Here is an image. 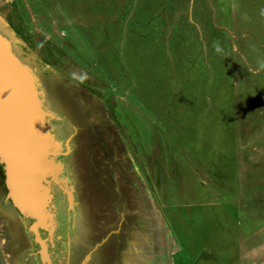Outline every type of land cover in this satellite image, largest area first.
<instances>
[{
  "label": "rangeland",
  "instance_id": "1",
  "mask_svg": "<svg viewBox=\"0 0 264 264\" xmlns=\"http://www.w3.org/2000/svg\"><path fill=\"white\" fill-rule=\"evenodd\" d=\"M7 26L71 151L52 264H264V0H0ZM1 185L0 264H49Z\"/></svg>",
  "mask_w": 264,
  "mask_h": 264
},
{
  "label": "water",
  "instance_id": "2",
  "mask_svg": "<svg viewBox=\"0 0 264 264\" xmlns=\"http://www.w3.org/2000/svg\"><path fill=\"white\" fill-rule=\"evenodd\" d=\"M44 95V85L38 70L16 54L11 36L0 30V163L5 170L7 197L23 215L34 218L35 223L40 212L46 211L55 216L48 209L54 198L49 181L56 184L63 179L60 169L50 174L44 167H51L52 172L55 171L54 167H63L65 170L67 161L59 162V159L71 152L70 148L66 150L67 153L62 151L63 142L50 125V119L57 117V114L46 105ZM32 162L41 166L43 171L39 181H34L41 191L38 194L44 188L46 190V198L41 194L43 202L39 207H35L31 201L37 192L32 189L33 192L26 193L19 186L18 167H25L26 163ZM52 220L56 226L54 218ZM47 261L52 264L51 259Z\"/></svg>",
  "mask_w": 264,
  "mask_h": 264
},
{
  "label": "flooded vegetation",
  "instance_id": "3",
  "mask_svg": "<svg viewBox=\"0 0 264 264\" xmlns=\"http://www.w3.org/2000/svg\"><path fill=\"white\" fill-rule=\"evenodd\" d=\"M84 118H89L88 116H86V117H84ZM84 120V119H83ZM86 134V136H87V133H85ZM79 138H81L80 140H82V142H81V144H80V146H81V148L76 152V153H79L77 156L79 157L81 154H85L86 153V144H87V142H85L84 143V139H85V137L83 138V135H81ZM58 143V142H57ZM69 146V145H68ZM56 147H58V144H56ZM97 152V151H96ZM70 154V153H69ZM68 154V155H69ZM68 155L67 156H63L64 157V159L67 161V164L69 163L68 162ZM75 156V155H74ZM73 156V157H74ZM66 157V158H65ZM95 157V156H94ZM73 159V158H72ZM80 159V158H79ZM96 160H97V158H96ZM1 164V163H0ZM33 164H34V162H32V163H26V167H34L33 166ZM18 179H19V186L22 188L21 190L22 191H24V192H28L27 190L29 189V186H31L32 187V189L34 190V191H36V190H38V191H40V188L38 189V186H35L34 184H33V180H32V184L31 185H29V183H28V181H27V179H33V177H32V174L30 173V177L29 178H27V174L28 173H25V170H24V167H18ZM0 173H1V177H0V184H2L3 186H4V190L6 191V194H7V192H8V188H7V186H6V183H5V179H6V175H5V170H4V167L2 166V167H0ZM1 185V186H2ZM32 189H30L29 190V192H33L32 191ZM63 191H65L66 192V194H67V198H68V201H69V205H70V207L71 208H73L74 207V199L72 198V193L70 192V189L69 188H67V187H65L64 189H63ZM41 192V191H40ZM44 193V189H43V192L42 193H40L38 196L39 197H36V198H34V199H32L31 201H33V205L35 206V207H39V206H41V202H43V199H41L42 198V195H45V194H43ZM42 194V195H41ZM45 198H46V196H44ZM10 201V200H9ZM43 204V203H42ZM40 218L44 221V222H46L45 224H44V227L46 228V229H48V231L50 232V234L52 235L53 234V231L55 230V225H54V222H53V220H52V218H53V216L50 214H48V212H42V214H41V212H40ZM32 229L36 232V234H37V238H38V240L41 242V244H42V256L44 257V259H50V256L49 255H47V251H46V249H47V246H46V241H42L41 239H40V237H39V231H38V229H37V227H35V225L34 226H32ZM49 256V257H48ZM89 259V257L87 258V260ZM90 264V263H89Z\"/></svg>",
  "mask_w": 264,
  "mask_h": 264
},
{
  "label": "bare ground",
  "instance_id": "4",
  "mask_svg": "<svg viewBox=\"0 0 264 264\" xmlns=\"http://www.w3.org/2000/svg\"><path fill=\"white\" fill-rule=\"evenodd\" d=\"M9 30L10 28L7 26V27H4V33H7L8 34V32L6 31V30ZM60 145H61V143L60 142H58ZM62 145H63V143H62ZM69 148H70V146H68ZM33 166L34 167H26V165H25V167H24V170H25V173H28L27 174V178H29L30 177V173L32 174V177H33V179H27V181H28V183H29V185H31L32 184V180H33V184L35 185V183H34V181H39V179H40V173H42L43 171L41 170V166H37V165H35V163L33 164ZM51 167H44V169H45V171H48V173H50V174H55L56 172H58L59 171V169L61 170V172H63V167H54V172H52L51 171V169H50ZM53 168V167H52ZM59 184H60V187H61V189H62V191H63V189L65 188V187H67V188H69L70 189V192L72 193V198L74 199L75 197H74V195H75V188H74V186L73 185H71L70 184V182L69 181H65L64 180V178L63 179H60L59 180V182H58ZM35 186H38V184L37 185H35ZM30 189H32V187L31 186H29V189L27 190V191H29ZM73 190H74V192H73ZM37 192V193H36ZM36 197H39L38 195V190H36ZM43 194H45L44 196H46V190H45V188H44V193ZM35 197V198H36ZM75 201V200H74ZM46 222H44L41 218H40V215H39V217H38V222L37 223H34L32 226H34L35 225V227H37V229H38V231H39V227L42 225L43 227H44V224H45ZM45 228V227H44ZM54 232V231H53Z\"/></svg>",
  "mask_w": 264,
  "mask_h": 264
},
{
  "label": "clouds",
  "instance_id": "5",
  "mask_svg": "<svg viewBox=\"0 0 264 264\" xmlns=\"http://www.w3.org/2000/svg\"><path fill=\"white\" fill-rule=\"evenodd\" d=\"M214 47L216 48V51L219 53V52H222V49L221 47L219 46V44H214ZM259 67L260 69H264V62H259Z\"/></svg>",
  "mask_w": 264,
  "mask_h": 264
}]
</instances>
